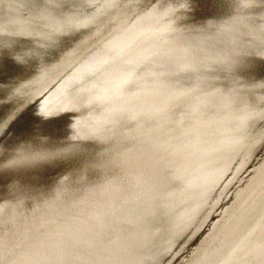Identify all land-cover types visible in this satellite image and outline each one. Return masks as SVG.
<instances>
[{
    "label": "snow or ice",
    "instance_id": "obj_1",
    "mask_svg": "<svg viewBox=\"0 0 264 264\" xmlns=\"http://www.w3.org/2000/svg\"><path fill=\"white\" fill-rule=\"evenodd\" d=\"M191 2L183 0L180 7ZM135 3L60 0L30 27L48 38L72 37L66 59L73 61L74 71L66 79V91L70 103L88 111L78 125L84 135L77 133L76 139L119 138L125 148L131 144L142 176L115 186L103 204L75 212L78 224L70 230L51 225L25 230L9 219L6 206L0 207V264L25 258L47 264H124L167 208L179 167L232 140L249 150L264 147V129L255 131L253 110L245 103L248 85L239 79L252 58L264 62V20L257 23L247 16L251 0H239L237 12L214 23L212 31L207 25L190 30L200 39L176 37L179 29L170 19L175 10L165 0L137 5L129 15ZM161 20L167 27L160 26ZM30 55L35 52L17 47L14 58L24 63ZM224 73L229 75L221 81ZM10 119H0V128ZM225 123L229 136L222 131ZM125 128L134 134L124 135L120 129ZM78 148L76 143L53 146L32 158L64 157ZM254 224L255 218L244 240L221 246L219 255L264 264V223Z\"/></svg>",
    "mask_w": 264,
    "mask_h": 264
},
{
    "label": "water",
    "instance_id": "obj_2",
    "mask_svg": "<svg viewBox=\"0 0 264 264\" xmlns=\"http://www.w3.org/2000/svg\"><path fill=\"white\" fill-rule=\"evenodd\" d=\"M165 0L175 10L172 26L178 39H200L190 30L226 21L237 12L239 0ZM60 0H0V207L23 229L40 225L72 229L74 213L110 199L113 188L135 183L143 174L137 152L119 138L77 140L78 125L88 111L74 103L66 91V79L74 69L68 56L71 36L48 38L32 27L37 15L54 9ZM151 0H136L146 6ZM246 14L253 21L264 20V0H251ZM162 28L167 27L164 20ZM7 33V35H5ZM17 47L32 50L24 63L14 56ZM239 79L246 105L253 110L255 131L264 129V62L258 57L242 69ZM221 75V81L224 76ZM127 136L134 133L120 129ZM231 135L227 125L222 128ZM79 145L72 155L43 160L36 153ZM123 169V171L121 170ZM68 177V180L64 178ZM167 183V181H165ZM264 186V147L249 150L232 140L215 151L198 154L177 169L175 186L167 208L158 214L146 232L144 245L128 256L124 264H251L220 256L221 246L240 244L255 218L264 223L261 208ZM71 206V210H69ZM14 264H47L23 259Z\"/></svg>",
    "mask_w": 264,
    "mask_h": 264
}]
</instances>
